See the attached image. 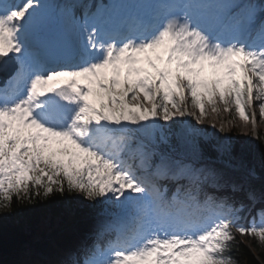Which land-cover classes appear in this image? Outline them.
<instances>
[{"label":"snow or ice","instance_id":"1","mask_svg":"<svg viewBox=\"0 0 264 264\" xmlns=\"http://www.w3.org/2000/svg\"><path fill=\"white\" fill-rule=\"evenodd\" d=\"M184 7L186 18L140 31L130 21V34L123 38L85 22L73 66L43 74L34 64L26 68L22 59L38 0L0 4V61L14 59L19 66L0 89V207L65 192L89 203L120 202L123 226L106 259L83 264H236L231 253L239 247L237 235L264 244V223L244 228L238 217L229 218L231 206L211 196L199 202L195 186L203 180L191 169L170 175L161 159L152 170L151 157L138 150L136 167L145 173L140 178L121 159L129 130L186 117L199 125L209 107L219 115L217 101L224 113L244 123L251 118L253 129L254 105L264 120V46L222 40L196 13L203 5ZM189 99L198 116L189 113ZM217 131L223 134L225 128ZM251 138L257 139L254 132ZM163 179L189 184L167 200L153 183ZM247 198L253 200L252 194Z\"/></svg>","mask_w":264,"mask_h":264},{"label":"rangeland","instance_id":"2","mask_svg":"<svg viewBox=\"0 0 264 264\" xmlns=\"http://www.w3.org/2000/svg\"><path fill=\"white\" fill-rule=\"evenodd\" d=\"M7 1H9V3L11 4L16 5L26 2V0ZM76 1L77 0H68L66 3L63 2V6L65 7L66 11H68V13H71V19H73L74 17L76 24L83 26L85 24L84 18L82 16V13H84L83 9H87L88 7H90L91 9L93 5L91 6V2L89 4V1L87 0H80V2H82L80 7L78 2V5L75 4ZM38 3L40 5L39 10L41 9L44 13H46L48 8L51 7V5L48 6L49 2L47 0H41L38 1ZM234 4L235 6H241L245 4L243 6L248 11L246 12V16L249 19L248 24L250 23V25H255V23H257V21L262 16H264V0H246L245 3L243 2V0H235ZM39 13L41 12L39 11L38 14ZM262 21H264V19ZM87 24L90 28L89 25L91 24ZM190 103L191 102L189 99V113H194L198 116L199 113L190 107ZM217 104L219 108V115L214 114L209 107L207 110V117L202 124L198 125L194 120L190 118L188 119V117L180 120L181 123L177 133V149L170 146L168 140L163 134L170 131V124L165 125L162 122H159L155 125H149L147 127L141 126L139 128L129 130V132L127 133L129 140L126 142L127 147L125 152L121 155V159L124 160L123 156H126L127 159H131V164L135 169H137L136 175L140 178H143L145 173L141 172L136 167L137 163L139 162L136 155L138 150L144 152L145 156L151 157V159H149L147 163L152 170L156 168L161 159H163L169 166L170 175L181 168H189L196 174L200 175L201 179L203 180V183L197 184L195 186L198 189V199L200 203L204 202L206 196H211L216 202L225 203L226 208L228 206H232L233 204H235V206L240 204L242 208H245L244 214L247 219L242 220L240 223L237 222V225L248 228L252 222H255L256 226L260 227L261 224L264 223V218L258 217V213L264 212V199H262L263 196L257 199L249 200L246 196L240 194V192L238 193L237 191L241 184L248 186L250 185L255 188L264 187V179L258 177L253 172V170L247 167L246 164V156L250 151L251 146H253V144L257 145L259 141L258 138L253 141V139L251 138L252 136L250 135V137L249 134L253 132L255 133L256 131L264 132V121L262 122L257 117L258 119H255V128L253 129L251 118H249L248 123H244L235 118L234 113H224L223 105L219 104V101H217ZM144 107L150 108L151 105L145 104ZM252 117H255L254 114H252ZM187 119L190 120L191 125H188ZM258 120H260L261 123H259ZM240 123H243L244 126L240 127ZM212 124H215L216 129L210 127V125ZM205 126L209 128L208 136L200 133L201 128ZM221 127L225 128L223 134L217 131V129H220ZM233 129L237 131V133L241 137V140H243L244 142L241 148V157L238 163L239 166L237 168L229 167L222 161H212L206 159L205 156H203L198 138H203V140L205 142H208L209 144L210 142H216L215 144L217 147V151L222 155L227 149V135ZM156 135L158 136V141H156ZM162 137L164 139V142H162ZM160 143L163 146H168V149L164 150L161 147ZM129 153H131V155H129ZM127 164L129 165V163ZM153 183L157 186L158 189L164 191V194L166 188L168 189L167 186H170L169 194L165 195V199L167 200H171L177 188L187 187L189 184L187 180L173 182L168 179L158 181L154 180ZM233 189H236V191H233ZM74 196L77 202L85 204V200L81 196H79L78 194H75ZM106 200L101 201L103 205H105V210L102 214L93 218L79 220L73 225L66 228L65 232H63V234L65 233L68 236L72 234L81 236V246L75 248L74 255L71 253L67 255L68 258L70 257V259L74 261L75 264H78L77 258L79 256H85L87 258L85 260L95 259L97 261H103L104 259H106L105 254L107 251L101 252L100 250V241L102 240L100 235H105L106 233L107 236L110 232L117 235L116 230L123 226L121 218L124 213L121 208L117 207V204H119L120 202H106ZM90 230H95L96 233L91 234L89 233ZM233 231H235V229H233ZM87 232L89 234H86ZM237 236L241 241L246 243L247 246L251 248V250H258L259 252H263L262 250H264V244H258L255 238L239 235ZM50 237L51 238L48 239L47 243L49 246L55 247L57 242L61 241L62 235L60 233L58 235H52ZM106 242L108 241L106 240ZM96 249H99V252H96ZM47 254L54 260L57 259L58 255H65L60 250L55 253L48 251Z\"/></svg>","mask_w":264,"mask_h":264},{"label":"trees","instance_id":"3","mask_svg":"<svg viewBox=\"0 0 264 264\" xmlns=\"http://www.w3.org/2000/svg\"><path fill=\"white\" fill-rule=\"evenodd\" d=\"M181 121L176 120L170 124V131L163 133L168 140L170 146L177 149L178 140L177 133ZM201 132L209 134L207 126L201 128ZM258 145L251 148L248 152L247 167L264 179V142L262 133L258 132ZM158 136L156 135V141ZM200 148L208 160H219L224 162L229 167L237 168L240 161L241 148L244 144L243 140L235 129L231 130L227 139V149L221 156L216 150V142L210 144L205 143L200 137L198 138ZM164 150L168 146L162 145ZM129 165L131 159L123 156ZM132 170L137 173V169L130 165ZM241 191L248 196L252 194L254 198L262 197L264 199V187H251L241 185ZM170 192V186L166 188L165 193ZM75 194L65 192L63 197L52 196L47 200L34 199L29 203L23 201L17 203L15 200L11 208L0 210V264H72L66 256L58 255L54 260L47 252L53 253L65 252L66 254L75 251V247L81 244V236L72 234L66 235L65 229L73 225L75 222L93 218L102 214L105 210V205L101 201L81 204L76 201ZM229 207V206H228ZM232 213L229 218H239L237 222L245 218V210L236 211L239 206H231ZM95 230H90L94 233ZM62 235L61 241L57 242L55 247L48 245V239L52 235ZM236 245L233 246L232 257L237 264H264V250H251L246 243L236 236ZM258 251V252H257ZM45 257V258H44Z\"/></svg>","mask_w":264,"mask_h":264},{"label":"bare ground","instance_id":"4","mask_svg":"<svg viewBox=\"0 0 264 264\" xmlns=\"http://www.w3.org/2000/svg\"><path fill=\"white\" fill-rule=\"evenodd\" d=\"M64 1H68V0H64ZM77 1H78V4L81 7V3L82 2H80V0H77ZM87 1H89V4L91 2V6L94 5L97 8H107V9L110 8V2H108L109 0H87ZM113 1H116L115 3H118L119 2V4H120L119 6H117L115 8H119L121 5H125L124 3H121V0H113ZM136 1L143 2V0H135V2ZM154 1L156 2L157 0H154ZM53 2H55V0ZM234 2H235V0H213L211 8L214 9L213 10V13H215V17H216V15H217V17L219 15H221L223 17L222 20H224L225 22L231 23V24H235V23L238 24L239 21L244 20V17L243 16L246 15V12H248L247 9L244 8V6H243L245 4H243L241 6H237V5L235 6ZM148 6H150V5H148ZM135 7H136V4L133 3V5L131 6V8H135ZM50 8H51V10L53 12H46V13H44L42 10H40V12H41L40 13V17H38V16L36 17V20H35L34 24L30 28H36L38 25H40V23H42L45 20H50V19L57 20L55 18L56 16L58 17V15L56 13L57 12V9L55 8L54 4H52ZM120 8H123V10L120 11V12L118 11L117 13L114 14L115 17H117V19H122V18H125V17H130L131 15H126V14H128L129 12L138 11L139 6H137L135 8V10L134 9H130L128 6L120 7ZM208 10L209 9L205 10L204 14H206L208 12ZM42 14H44V15H42ZM263 19H264V16H262L257 21V23H255V25L252 24L251 29H250V31L248 33L249 34L250 33H254V35H257L258 34L260 36V38H261V32H262V30H264V21H262ZM59 21L62 22V20H59ZM29 40H30V45H28L26 47L27 50H29L32 47L31 46V43L33 42V39L29 37ZM249 43H250V45H255L257 47V44H256V41L255 40H251L250 39V42ZM22 59H23V63L25 64V66L27 68L28 65H29L27 57L25 56ZM18 71H19V66H18ZM11 79L7 80V83ZM253 108H252V111H253V114H254V116H255V118L257 120L259 117H258L257 110H255L256 109L255 105L253 106ZM255 111H256V113H255ZM261 121L263 122L264 120H261ZM261 121L258 120L259 123H261ZM243 126H244L243 123H240V127H243ZM109 219H111V218H109Z\"/></svg>","mask_w":264,"mask_h":264},{"label":"water","instance_id":"5","mask_svg":"<svg viewBox=\"0 0 264 264\" xmlns=\"http://www.w3.org/2000/svg\"><path fill=\"white\" fill-rule=\"evenodd\" d=\"M16 69V63L14 59H5L0 61V86L12 75Z\"/></svg>","mask_w":264,"mask_h":264}]
</instances>
